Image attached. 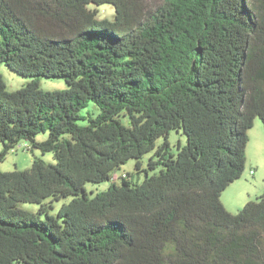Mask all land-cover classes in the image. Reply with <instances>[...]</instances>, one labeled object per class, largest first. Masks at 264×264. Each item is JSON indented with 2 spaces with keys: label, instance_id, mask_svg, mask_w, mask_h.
Returning a JSON list of instances; mask_svg holds the SVG:
<instances>
[{
  "label": "trees",
  "instance_id": "1",
  "mask_svg": "<svg viewBox=\"0 0 264 264\" xmlns=\"http://www.w3.org/2000/svg\"><path fill=\"white\" fill-rule=\"evenodd\" d=\"M2 64L30 80L0 73V161L23 141L56 162L0 170V264H264V193L222 202L264 123V0H0Z\"/></svg>",
  "mask_w": 264,
  "mask_h": 264
},
{
  "label": "rangeland",
  "instance_id": "2",
  "mask_svg": "<svg viewBox=\"0 0 264 264\" xmlns=\"http://www.w3.org/2000/svg\"><path fill=\"white\" fill-rule=\"evenodd\" d=\"M157 1V0H154ZM93 7V6H92ZM115 15V8L113 5L105 4L99 7L98 18L103 20L108 17L113 19ZM0 73L3 75L8 90H16L24 86L29 82V78L23 77L16 72L11 71L4 64L0 65ZM40 86L44 90H58L67 89L68 84L63 78H40ZM100 112L99 107L94 103L90 102L89 105L82 110L84 115L91 113L94 116ZM87 120L79 121L80 124H87ZM48 137V133H41L37 136V140L42 141ZM164 138H160L157 141V145L162 144ZM169 141L176 151V145L180 142L181 145L186 143V136L182 131L173 130L170 132ZM27 143L20 142L16 145L13 150L0 161V170L2 171H13L15 169H27L32 166L33 160L36 157L43 158L47 162L55 163L53 153H42L40 149L33 148L27 149ZM3 143L0 140V157L3 150ZM153 155L149 153L144 156L143 162L144 167H147L148 161ZM136 160L131 159L116 170V175L119 177L118 181L121 180V176L124 173L136 172ZM255 169L256 173L252 174L251 170ZM159 170V168H158ZM153 172L150 170V173ZM145 177V171L140 173V179L143 180ZM137 178V176H136ZM110 186V181H104L101 183H86L85 187L90 196H94L99 191L107 190ZM264 193V123L261 118L257 117L254 125L249 130V142L247 145V163L246 168L241 178L235 180L222 194V202L225 207L235 213L238 212L244 205L251 200H258L259 197ZM72 199V196L62 198L61 200L47 199L48 209L50 214L57 215L63 204L68 203ZM20 207L31 212L37 213L40 209V205L36 203H20ZM45 217V215L43 216Z\"/></svg>",
  "mask_w": 264,
  "mask_h": 264
},
{
  "label": "built area",
  "instance_id": "3",
  "mask_svg": "<svg viewBox=\"0 0 264 264\" xmlns=\"http://www.w3.org/2000/svg\"><path fill=\"white\" fill-rule=\"evenodd\" d=\"M251 173L254 174V173H255V169H252V170H251Z\"/></svg>",
  "mask_w": 264,
  "mask_h": 264
},
{
  "label": "crops",
  "instance_id": "4",
  "mask_svg": "<svg viewBox=\"0 0 264 264\" xmlns=\"http://www.w3.org/2000/svg\"><path fill=\"white\" fill-rule=\"evenodd\" d=\"M255 173H256V170H255ZM255 173H254V174H255ZM224 204H225V203H224Z\"/></svg>",
  "mask_w": 264,
  "mask_h": 264
}]
</instances>
